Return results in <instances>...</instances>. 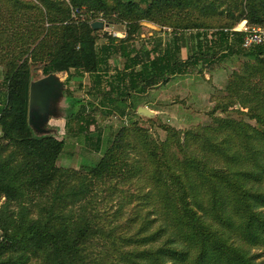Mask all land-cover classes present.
Instances as JSON below:
<instances>
[{
  "label": "trees",
  "instance_id": "obj_1",
  "mask_svg": "<svg viewBox=\"0 0 264 264\" xmlns=\"http://www.w3.org/2000/svg\"><path fill=\"white\" fill-rule=\"evenodd\" d=\"M96 18L127 22V36L98 46ZM143 21L174 36L136 47ZM243 21L264 26V0H0V264H263L252 250L264 252V47L246 49L243 31H225ZM115 53L125 64L105 80ZM228 56L240 61L225 88L231 100L213 113L235 105L256 125L230 115L201 127L162 125L166 137L156 139L136 113L139 96ZM35 69L91 76L99 105L75 112L81 100L69 90L58 117L68 128L76 120L88 129V107L136 111L109 144L78 129L97 136L98 160L59 165L76 144L59 127H31ZM119 192L124 200L109 217L102 206Z\"/></svg>",
  "mask_w": 264,
  "mask_h": 264
},
{
  "label": "rangeland",
  "instance_id": "obj_2",
  "mask_svg": "<svg viewBox=\"0 0 264 264\" xmlns=\"http://www.w3.org/2000/svg\"><path fill=\"white\" fill-rule=\"evenodd\" d=\"M103 21L104 27L97 29L98 31V46H100L105 40L109 39L110 35L112 37H126L128 31L127 22L109 21L104 18H96L92 21ZM149 22V21H148ZM153 23V22H151ZM244 23V21L242 22ZM155 24V23H154ZM241 24V23H240ZM239 24V25H240ZM161 29L154 30L150 27L142 28L135 35L133 43L136 47H143L144 45L149 48L153 47L156 42L161 41L165 43L169 40L172 33V28L164 27L156 24ZM189 33V32H188ZM189 37H195V30L187 34ZM146 37V40H144ZM152 37V38H151ZM156 37V38H155ZM151 38V39H149ZM197 42H190L189 45H193ZM225 53V50H222ZM183 57H187V49L182 50ZM231 60L233 57L228 56L218 60L215 63L210 64H199L198 66L191 67L187 75L182 76L178 79L173 78L167 84H162L158 87L151 88L147 93L142 94L138 98L139 106H146L155 112L154 117L142 116L141 123L150 129V132L156 139H164L166 137V131H164L162 125H171L178 129H187L191 127H201L205 125L216 124L218 122V117L233 116L238 119H243L244 121L256 125L254 120H251L247 115L240 114L237 112V106H232L228 112H222L221 109L217 110L214 114L213 109L219 104L230 103V97L227 96L226 86L229 79L230 66H232ZM125 64V59L122 57L121 53H115L110 60L111 69L108 74L109 78L105 80H110L111 76L117 71L123 68ZM44 76L41 69H35L33 71L32 80L39 79ZM58 78L65 83L64 94L69 90L73 93V96L80 99L74 106L75 112L81 108L83 104H88L89 101H95L96 106L99 105L100 95L96 98V93H90L91 89V76L85 74L84 77L75 78L71 76L68 79L67 73H58ZM1 82V79H0ZM105 83V81H103ZM0 89L2 86L0 84ZM96 98V99H95ZM107 110L95 109L94 107H88L85 115L88 113L92 114L91 124L88 129L84 130V121L77 123V121H72V127L68 128L67 117L62 118H52L50 120L49 126L59 127V136H64L68 141L76 144L75 154L66 153L58 161L59 165L65 167L79 168L82 161L85 158L96 161L101 155L99 148H96L95 140L97 138H92V141L86 140L84 138L85 133L78 134V129L84 131H97L102 137L107 138V143H111L117 130L124 124L129 123L130 118L133 117L135 110H129L127 115L124 116L120 111L106 112ZM246 111V109H245ZM137 113V112H136ZM137 119V118H136ZM148 119H152L149 121ZM128 186L126 183L121 184V188L126 189ZM121 192L116 194L114 202H108L104 204L101 209L108 212V216L112 217L115 211L120 208L119 195ZM4 201V198L0 200V203ZM107 203V202H106ZM129 208L122 207L120 213V221H123L128 217ZM134 226L133 229H135ZM121 229H124L122 227ZM253 252H260L261 255L257 257L258 261H262L264 264V252L261 249H253ZM34 262H31L33 264ZM30 264V263H29Z\"/></svg>",
  "mask_w": 264,
  "mask_h": 264
},
{
  "label": "water",
  "instance_id": "obj_3",
  "mask_svg": "<svg viewBox=\"0 0 264 264\" xmlns=\"http://www.w3.org/2000/svg\"><path fill=\"white\" fill-rule=\"evenodd\" d=\"M144 26L154 30L161 28L154 23L143 21ZM103 21H94L93 29L104 27ZM58 73L44 75L39 79L32 80L29 88V112L28 121L31 127L39 133H46L49 129L46 127L52 118H58L61 115V104L65 98V83L61 81ZM137 113L142 116L154 117L155 112L146 106L140 105Z\"/></svg>",
  "mask_w": 264,
  "mask_h": 264
},
{
  "label": "built area",
  "instance_id": "obj_4",
  "mask_svg": "<svg viewBox=\"0 0 264 264\" xmlns=\"http://www.w3.org/2000/svg\"><path fill=\"white\" fill-rule=\"evenodd\" d=\"M225 31H243L244 35L242 38V46L246 49H250L255 46L264 47V26L248 25L245 21L235 28L231 30L225 29Z\"/></svg>",
  "mask_w": 264,
  "mask_h": 264
},
{
  "label": "crops",
  "instance_id": "obj_5",
  "mask_svg": "<svg viewBox=\"0 0 264 264\" xmlns=\"http://www.w3.org/2000/svg\"><path fill=\"white\" fill-rule=\"evenodd\" d=\"M245 22V21H244ZM237 58V57H236ZM243 61V60H242ZM231 62H232V66H230V71H229V73H228V75H230L231 74V72H232V69H236L237 67H238V65L240 64V61H239V59H234V60H231Z\"/></svg>",
  "mask_w": 264,
  "mask_h": 264
}]
</instances>
